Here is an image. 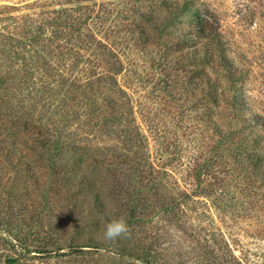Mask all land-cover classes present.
<instances>
[{
  "label": "rangeland",
  "instance_id": "rangeland-1",
  "mask_svg": "<svg viewBox=\"0 0 264 264\" xmlns=\"http://www.w3.org/2000/svg\"><path fill=\"white\" fill-rule=\"evenodd\" d=\"M195 1L243 103L213 142L179 65L136 46L144 0H0V264H264V0Z\"/></svg>",
  "mask_w": 264,
  "mask_h": 264
},
{
  "label": "trees",
  "instance_id": "trees-1",
  "mask_svg": "<svg viewBox=\"0 0 264 264\" xmlns=\"http://www.w3.org/2000/svg\"><path fill=\"white\" fill-rule=\"evenodd\" d=\"M195 5V0H144L143 11L135 12L145 19L144 24L137 25L142 33V42L136 46L143 51L156 48V54L160 53L165 67L179 65L177 68L182 74L178 80L173 79V82L178 84L180 80L183 87L186 83L191 87L192 99L188 107H191V113L195 115L193 123L197 130L207 124L210 131L209 139L213 142L217 138L218 140L230 138L231 135L238 133H232L234 129L230 119L221 123L216 117L224 114L225 118H230L232 114L237 118L236 113L243 110V103L234 90L237 70L224 55L221 28L216 17L205 8L193 10ZM133 8L134 6L130 9L134 10ZM220 76H224L225 80H221ZM163 81L166 87L170 88L171 83ZM1 119L0 112V123ZM14 133L16 132H10L9 137H16ZM41 134L42 131H37L35 136L26 134V138L35 142L34 149L44 155V149L46 147L49 149L50 146L43 140ZM208 146L214 147L209 143ZM256 167L264 170V155L256 156ZM35 249L40 253L47 251L41 244H37ZM26 250L27 253H31L29 248ZM5 259H7L5 264H21L11 257Z\"/></svg>",
  "mask_w": 264,
  "mask_h": 264
},
{
  "label": "clouds",
  "instance_id": "clouds-1",
  "mask_svg": "<svg viewBox=\"0 0 264 264\" xmlns=\"http://www.w3.org/2000/svg\"><path fill=\"white\" fill-rule=\"evenodd\" d=\"M130 228L124 216L110 220L102 229L99 238L105 241H115L117 238H128Z\"/></svg>",
  "mask_w": 264,
  "mask_h": 264
}]
</instances>
